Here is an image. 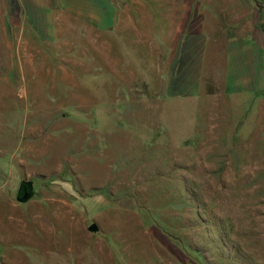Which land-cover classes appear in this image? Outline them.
<instances>
[{"label":"rangeland","instance_id":"obj_1","mask_svg":"<svg viewBox=\"0 0 264 264\" xmlns=\"http://www.w3.org/2000/svg\"><path fill=\"white\" fill-rule=\"evenodd\" d=\"M190 4V17L166 19L182 34L154 33L161 19L150 18V33L130 35L148 76L134 66L122 81L100 82L94 34L79 39L76 19L66 17L54 81L22 83L23 95L20 86L0 89V264H55L33 250L62 252L94 223L106 241L165 235L191 264H264V84L226 89L223 74L228 51L253 36L264 68V0ZM185 30L202 42L201 85L193 97L173 98L161 73ZM101 42L109 70L119 56L109 35ZM22 181L33 186L25 204L16 201Z\"/></svg>","mask_w":264,"mask_h":264},{"label":"crops","instance_id":"obj_2","mask_svg":"<svg viewBox=\"0 0 264 264\" xmlns=\"http://www.w3.org/2000/svg\"><path fill=\"white\" fill-rule=\"evenodd\" d=\"M193 1L197 0H0V91L6 93V89L13 90L27 82L34 88V83L54 81L53 50L60 42L62 33L59 26L64 24L62 19L66 17L76 19L72 28L79 39L86 40V35L94 34L93 73L100 82L103 76H109L113 82L122 81L119 74H132L134 66L148 76V64L143 60L137 64L133 59V48L128 41L130 35L150 33V18L161 19L152 27L154 33L182 34L181 23L176 27L166 19L175 17L177 11L184 12L178 14L179 17H190V3ZM103 34L109 35L111 50L120 57L116 62L113 58L108 64L109 70L107 61L100 58ZM257 41L253 36L250 43L233 45L228 51L227 68L223 73L226 89L249 92L262 89L263 56ZM84 42L78 40L79 46L83 47ZM200 44V37L190 32L169 48L167 64L161 73L166 96L182 98L197 94L202 77ZM84 64L85 61H81L85 68ZM84 68L78 71L80 81L89 74ZM63 80L60 78L58 81ZM24 90L20 86L18 94L23 95ZM2 108L10 110V107ZM96 227L97 232L89 231L88 234L67 238L62 252L50 248L33 250L32 255L38 260L42 254L49 259L54 257L55 264H191L165 235L120 233L106 241L95 236L99 232ZM46 238L50 243L54 237L50 234ZM30 246H33L32 240ZM4 257L0 254V258ZM13 257H20V254L15 253ZM16 259L18 261L19 258Z\"/></svg>","mask_w":264,"mask_h":264},{"label":"water","instance_id":"obj_3","mask_svg":"<svg viewBox=\"0 0 264 264\" xmlns=\"http://www.w3.org/2000/svg\"><path fill=\"white\" fill-rule=\"evenodd\" d=\"M33 195V186L31 182L22 181L19 186V191L16 194V201L19 203L27 202ZM98 229L95 224H92L88 231L96 232Z\"/></svg>","mask_w":264,"mask_h":264},{"label":"flooded vegetation","instance_id":"obj_4","mask_svg":"<svg viewBox=\"0 0 264 264\" xmlns=\"http://www.w3.org/2000/svg\"><path fill=\"white\" fill-rule=\"evenodd\" d=\"M27 182H30V181H27ZM19 186H20V185H19ZM18 191H19V187H18L17 193H18ZM17 193H16V194H17Z\"/></svg>","mask_w":264,"mask_h":264}]
</instances>
